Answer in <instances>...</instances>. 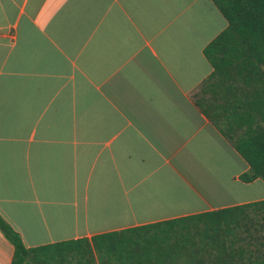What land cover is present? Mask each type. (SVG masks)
<instances>
[{
  "label": "crops",
  "instance_id": "0c3cea01",
  "mask_svg": "<svg viewBox=\"0 0 264 264\" xmlns=\"http://www.w3.org/2000/svg\"><path fill=\"white\" fill-rule=\"evenodd\" d=\"M225 24L211 0H0V214L25 245L84 238L97 264H135L140 238L198 239L214 216L197 215L264 199L192 97ZM263 211L187 264H249Z\"/></svg>",
  "mask_w": 264,
  "mask_h": 264
},
{
  "label": "trees",
  "instance_id": "16d2710c",
  "mask_svg": "<svg viewBox=\"0 0 264 264\" xmlns=\"http://www.w3.org/2000/svg\"><path fill=\"white\" fill-rule=\"evenodd\" d=\"M211 1L226 24L203 47L211 71L192 93L193 101L246 161L247 168L238 177L264 181V0ZM249 205L264 208V199L197 215L214 216L203 222L198 239L193 235L140 238L134 263L187 264L190 260L185 257L191 253L229 254L223 243L210 238L219 232L229 233L235 224L248 230L240 217H248L242 209ZM209 228L214 233L208 232ZM0 230L12 245L9 264H97L84 238L27 246L1 214ZM92 244L98 255V246L93 240ZM249 264H264V252L254 254Z\"/></svg>",
  "mask_w": 264,
  "mask_h": 264
}]
</instances>
